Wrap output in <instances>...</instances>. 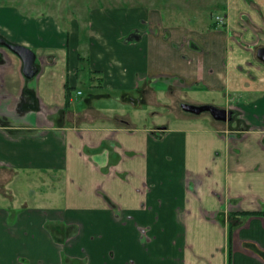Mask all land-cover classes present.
I'll list each match as a JSON object with an SVG mask.
<instances>
[{"label":"crops","instance_id":"1","mask_svg":"<svg viewBox=\"0 0 264 264\" xmlns=\"http://www.w3.org/2000/svg\"><path fill=\"white\" fill-rule=\"evenodd\" d=\"M47 19L0 8V37L38 67L26 79L0 45V264H264V215L245 213L264 210V0L98 5L71 29ZM84 83L100 93L81 101ZM158 85L244 107L263 129L93 113V98L140 104ZM199 92L212 102L184 97Z\"/></svg>","mask_w":264,"mask_h":264},{"label":"rangeland","instance_id":"2","mask_svg":"<svg viewBox=\"0 0 264 264\" xmlns=\"http://www.w3.org/2000/svg\"><path fill=\"white\" fill-rule=\"evenodd\" d=\"M157 0H0V8L9 10L12 15L13 20L16 18H48L57 20L59 24L65 28L69 27L71 29L70 23L75 20H84L87 18L88 11L91 8H96L98 5L105 7H115L122 5H136V4H150L155 3ZM207 16H216L219 13H223L215 6V4H207L205 6ZM260 45H264V31L261 33ZM95 81V80H94ZM83 94L79 96L81 101H85L90 94L100 93L98 89H93L89 83L81 84L80 87ZM160 86L156 87V100L144 99L140 104L132 106L130 104H121L115 100L104 99L101 101L93 98L92 106L98 108L97 111L93 113L103 112L104 105L107 108L105 111L109 116L114 114H127V116L135 123L136 127L139 129L145 128H159L162 126H168L170 128L174 127H189V128H200L209 125L211 115L208 112H202L198 115L185 112L181 109L180 103L185 101H176V98L170 97L164 92H160ZM197 102H212L208 94L198 93L195 95L184 96L186 100L194 98ZM147 97V96H146ZM183 97V98H184ZM90 104V101H88ZM193 104V103H190ZM202 105L203 103H198ZM207 104V103H204ZM215 104V103H214ZM219 104V103H217ZM221 104H224L221 103ZM220 104V105H221ZM84 103L82 107H84ZM196 105V104H194ZM216 106V105H215ZM220 108L230 109L239 115L240 123L234 127V124L222 122L219 125L222 127H229L236 129V135L239 137L241 133L245 130L256 129L261 130L260 124H253L248 121L247 109L234 104L226 105L224 107L217 106ZM101 112V113H102ZM255 116H258L257 114ZM117 119V117H116ZM106 122H111V120H106ZM94 124H102L101 122H94ZM244 126V127H242ZM264 126V125H263ZM243 128V129H242ZM239 132H237L238 130Z\"/></svg>","mask_w":264,"mask_h":264},{"label":"water","instance_id":"3","mask_svg":"<svg viewBox=\"0 0 264 264\" xmlns=\"http://www.w3.org/2000/svg\"><path fill=\"white\" fill-rule=\"evenodd\" d=\"M0 45L6 47L9 51L17 55L22 62V74L26 79H32L37 73V66L35 64V52L24 45L11 43L0 37ZM257 58L264 63V46L257 50ZM31 95L32 93L29 92ZM125 100L132 105H137L140 98L132 95H127ZM180 107L183 111L198 115L202 112H208L211 117L217 121H230L232 119V110L220 108L211 104L194 105L190 103H181Z\"/></svg>","mask_w":264,"mask_h":264},{"label":"flooded vegetation","instance_id":"4","mask_svg":"<svg viewBox=\"0 0 264 264\" xmlns=\"http://www.w3.org/2000/svg\"><path fill=\"white\" fill-rule=\"evenodd\" d=\"M264 45H258L255 49V55H256V58H257V50L260 48V47H263ZM258 59V58H257ZM259 60V59H258ZM260 61V60H259ZM262 62V61H261ZM38 68V67H37ZM38 71V70H37ZM29 93V92H28ZM33 95V94H32ZM184 103V102H182ZM181 104V103H180ZM232 119L230 121H225V123H230L231 124H234V127L240 123L239 121V115L235 114V112L232 110ZM222 122V121H221ZM244 127V126H242ZM243 129V128H242ZM236 130V129H235ZM238 130V129H237ZM240 130H238L237 132H239Z\"/></svg>","mask_w":264,"mask_h":264},{"label":"trees","instance_id":"5","mask_svg":"<svg viewBox=\"0 0 264 264\" xmlns=\"http://www.w3.org/2000/svg\"><path fill=\"white\" fill-rule=\"evenodd\" d=\"M67 89V88H66ZM68 90V89H67ZM68 92L69 91H67V93H66V98H67V103H68V101H69V94H68ZM245 213H248V214H251V213H255V214H262V215H264V210H262V211H252V212H245Z\"/></svg>","mask_w":264,"mask_h":264},{"label":"built area","instance_id":"6","mask_svg":"<svg viewBox=\"0 0 264 264\" xmlns=\"http://www.w3.org/2000/svg\"><path fill=\"white\" fill-rule=\"evenodd\" d=\"M216 21H218V22H223V18L222 17H218V16H216Z\"/></svg>","mask_w":264,"mask_h":264}]
</instances>
